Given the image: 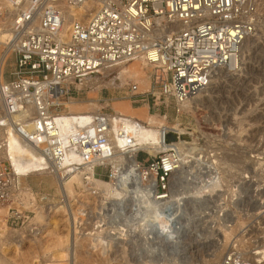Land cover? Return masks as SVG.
<instances>
[{
	"label": "built area",
	"instance_id": "obj_1",
	"mask_svg": "<svg viewBox=\"0 0 264 264\" xmlns=\"http://www.w3.org/2000/svg\"><path fill=\"white\" fill-rule=\"evenodd\" d=\"M100 1L87 20L71 23L69 39L63 41L58 39L62 19L54 0H7L17 10L10 39L16 44L10 53L16 55V67L12 79L0 78V129L14 133L41 156L38 170L66 159L70 169H77L110 155L107 113L60 109L63 99L88 87L87 78L142 60L154 106L172 103L179 111L205 88L216 69L236 59L244 40L256 31L255 0ZM6 11L0 6V23ZM128 92L135 96L137 85H130ZM166 160L165 155L147 166L140 162L160 175L161 190L170 173ZM100 167L105 166L95 165V176ZM23 176L8 158L0 157V204L7 207L12 224L27 218L25 213L36 205L31 189L20 183ZM242 260L232 253L222 264Z\"/></svg>",
	"mask_w": 264,
	"mask_h": 264
},
{
	"label": "rangeland",
	"instance_id": "obj_2",
	"mask_svg": "<svg viewBox=\"0 0 264 264\" xmlns=\"http://www.w3.org/2000/svg\"><path fill=\"white\" fill-rule=\"evenodd\" d=\"M86 1L90 5L89 12L93 13L98 0ZM55 5L60 11L64 6H69L67 0H58ZM255 5L256 31L247 41L249 49L242 58H238L242 64L238 72H234L237 75L230 79L218 77L213 85L214 90L194 112L182 109L177 111L172 103L166 107L154 106L153 96L148 93V69L142 60L125 63L123 67L104 72L99 75L102 86L97 89L83 88L78 95L63 99L60 108L70 113L93 112L97 109L107 114H114L116 108L121 115L133 116L145 124L185 127L190 133L188 140L192 139L194 155L204 159L211 157L219 163H216L217 169L221 170V180L216 186L219 189L215 188L207 196L201 195L198 201L190 203L184 210L189 212L188 218L185 214L178 217L177 227L182 236L176 249L172 248L173 243L169 240L161 245L164 248L162 251L152 253L149 245L138 241L129 243L127 240H119L118 243V239H115L94 247L93 243L96 242L90 239L92 232L94 235L97 232L105 235L107 232L105 221H101L97 229L91 226L94 222L93 214L97 211L96 199L93 200L94 204L91 203L93 197L81 195L83 188L74 184L76 195L70 204L76 213L75 219L71 213L73 211L62 201L54 178L49 174L34 173L19 180L22 186L31 189L37 206L45 209V218L30 225L35 215L33 210L25 213L27 218L12 224L7 221V207L0 204V264H154V259L166 260L171 257L176 259L175 264H222L223 259L232 253H239L243 259L256 262L264 260V257L258 260L255 257L257 252L264 250V0H255ZM80 18L81 21L86 20L83 16ZM10 22L11 16H8L3 23L5 28L2 29L10 31ZM63 23L61 31L66 33L67 28L63 27ZM15 60L14 53L7 57L2 72L5 80L13 78ZM132 84L137 85V94L130 97L128 90ZM143 93L148 95L146 100L138 104L131 102ZM148 102L151 107L149 111L145 107ZM173 152L167 150L151 156L145 151H139L135 158L147 166L154 157H164ZM201 166L204 168L196 169L200 171L198 177L189 174L182 177L184 181L206 184L216 170L205 162ZM114 169L112 164H107L97 170V176H93L108 182ZM155 177L159 194L169 195V191L179 185L168 173L165 189L161 190L160 175L155 172ZM184 181L182 184L185 185ZM56 203L64 204V209H51ZM223 230H230L226 237L223 236ZM75 232L76 237L72 235L73 240L68 242L66 235ZM158 264L166 263L160 261Z\"/></svg>",
	"mask_w": 264,
	"mask_h": 264
},
{
	"label": "bare ground",
	"instance_id": "obj_3",
	"mask_svg": "<svg viewBox=\"0 0 264 264\" xmlns=\"http://www.w3.org/2000/svg\"><path fill=\"white\" fill-rule=\"evenodd\" d=\"M0 1H2L0 6H3V8L8 11L6 16H11L10 25L8 24L10 31L4 29L5 27L3 25L7 17H5L0 23V47L3 46L2 54H0V78H2L5 61L11 51L16 47L15 42H11L10 39L12 37L11 27L17 10L14 9V7L7 2V0ZM54 1V4L58 2V0ZM100 2L101 1L98 0V6ZM67 3L69 6H64L61 11L56 8L62 19V23L64 21L63 27L67 28L65 29L66 33H63L60 29L58 34V39L63 41H68L70 26L75 19L81 21L80 16H83V18L87 20L92 14L89 12L90 5L87 4L86 0H80V2L76 4H72L69 0H67ZM81 4L83 5L80 8ZM80 9H84L83 12H78ZM2 27L4 28L2 29ZM248 40L249 37L244 40L236 59L231 60L228 64L216 69L211 75L205 88L202 89L193 99L184 103L182 110L194 112L198 109L201 102L206 99L208 95H210V92L214 90L213 85L218 77L223 76L230 79L237 75L235 73L238 72V68L241 67L242 64L239 59L242 58L244 52L249 49L247 46ZM144 63L145 62H143V64ZM122 65L124 64H121L119 67ZM85 82L88 87L93 89H97L102 86L101 77L99 75L87 78ZM27 112L31 113L32 107H29ZM95 112H98V110L95 109L93 112H79L73 114L90 115ZM114 112V114H107V140L110 155L95 159L90 163H83L78 166L77 169H70L68 166L70 164V160L66 159L61 163H47L46 170H38L42 162L41 156L31 151L27 145L22 144L14 133L6 132V130L3 129H0V142H4L3 147L0 148V157L8 158L14 170L18 174L25 176L34 173L51 175L55 180L57 190L62 198V201L65 202L64 204L66 206H69L71 211H73L71 213L75 219L76 213L70 204L71 199H73L76 195L74 194V184H78L83 188L81 195L93 197L91 203H93V200L96 199L97 202H94L96 205L95 209L99 212H94V222L91 226H96L95 229H97L98 226H100L99 223H101V221H105L107 225L104 224V226L106 225V230L105 228L104 230L107 232L105 235L100 234L99 232L95 233V235L93 232L92 235L89 234L92 236L90 239L96 242L95 244L93 243L94 247H96L97 244L103 245L104 241L112 242V240L118 239V243H120L119 240H127L129 243L131 241H138L144 245L147 244L150 247L149 250L151 253L155 251H162L164 248L162 249L161 245L164 244V241L166 240L171 241V243H173L172 248H175L176 245L178 246L177 243H179L178 241L182 236L179 234L177 227L178 217L185 214L188 218L189 212L184 211L187 206L190 203L193 204L196 200L198 201L201 195L205 197L206 194H209L213 189L217 188L216 186L221 180V170L219 171V169H217L218 166H216L219 163L213 160L214 158L211 159V157L204 159L200 156L194 155L192 151L194 150L191 142L192 139L190 141L188 140V135H190V133L185 127H168L163 124L155 125L150 123L145 124L133 116L121 115L118 113L116 108ZM63 117L65 118L66 116ZM167 150H173L174 152L173 154H166L167 160L165 162V166L170 171V178L174 179V182L178 181L176 184L179 183V185L177 187L174 184L177 188L173 187L169 191V195H162L157 192V182L154 173L150 172L147 167L142 166L140 161H137L135 156L139 151H145L149 155L155 156L156 154ZM204 162L215 167L216 170L215 174L209 178L206 184L198 185L194 181V183H192V181L185 182L182 177L185 178L186 176H190L189 174H194V177H198V173L200 171L197 172L198 170L196 171V169H200ZM96 164H102L105 167L107 164L113 165V169H115L108 182L94 177V167ZM183 181L186 183L185 185L182 184ZM217 194L219 196L220 193L217 192ZM210 202L211 200L209 199L208 203ZM64 204L60 205L56 203L51 206V209L59 210L62 207L64 209ZM80 204L82 205L84 203ZM220 207L221 205L219 208ZM207 208L209 207L207 206ZM34 210L35 215L30 221V225L42 221L45 218V209L37 206L36 204ZM100 230L103 231L102 229ZM229 231L230 230H223V236L226 237L229 234ZM17 233L15 234L17 235ZM200 234L201 233H199V235ZM72 235L75 238L76 232L66 235V237H68L66 239L68 242L71 241V239L73 240ZM106 245H108V243H106ZM149 250H147V252ZM121 252H123V250ZM255 257L257 260L258 258H263L264 250L257 252ZM160 261L166 264H175L176 259L173 257L169 259L167 258L166 260L165 258L163 260L154 259L153 263L158 264ZM261 263L264 264V260L261 261L260 259L256 262V260L246 258L242 260L241 264Z\"/></svg>",
	"mask_w": 264,
	"mask_h": 264
},
{
	"label": "crops",
	"instance_id": "obj_4",
	"mask_svg": "<svg viewBox=\"0 0 264 264\" xmlns=\"http://www.w3.org/2000/svg\"><path fill=\"white\" fill-rule=\"evenodd\" d=\"M147 96L148 95H146V94H141V95H138L137 96V98H134V99H132L131 100V102L133 103V104H138L139 102H142V101H144V100H146L147 99ZM147 106V110L149 111L150 110V103L148 102L146 105H145V107Z\"/></svg>",
	"mask_w": 264,
	"mask_h": 264
}]
</instances>
